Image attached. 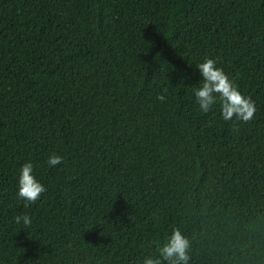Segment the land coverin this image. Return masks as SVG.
<instances>
[{
  "label": "trees",
  "instance_id": "obj_1",
  "mask_svg": "<svg viewBox=\"0 0 264 264\" xmlns=\"http://www.w3.org/2000/svg\"><path fill=\"white\" fill-rule=\"evenodd\" d=\"M205 55L250 121L198 109ZM172 227L189 264H264V0H0V264H137Z\"/></svg>",
  "mask_w": 264,
  "mask_h": 264
},
{
  "label": "clouds",
  "instance_id": "obj_2",
  "mask_svg": "<svg viewBox=\"0 0 264 264\" xmlns=\"http://www.w3.org/2000/svg\"><path fill=\"white\" fill-rule=\"evenodd\" d=\"M199 78L191 87L194 100L201 112H208L218 105L219 114L225 121H250L256 110L255 101L243 94L234 79L225 73L215 57L203 56L195 62ZM166 89L157 93L156 99L164 101ZM61 155L50 152L45 163L55 166L61 162ZM42 184L34 175V165L31 160L21 163L15 174V195L17 198L31 203L40 198L45 191ZM12 220L23 226H28L32 218L27 213L14 214ZM102 225V224H100ZM190 240L180 228L172 227L165 239L157 245L155 253L140 257L137 264H189Z\"/></svg>",
  "mask_w": 264,
  "mask_h": 264
}]
</instances>
